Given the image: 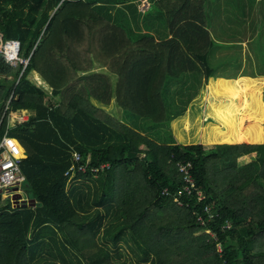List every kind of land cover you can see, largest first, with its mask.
<instances>
[{"label": "trees", "instance_id": "16d2710c", "mask_svg": "<svg viewBox=\"0 0 264 264\" xmlns=\"http://www.w3.org/2000/svg\"><path fill=\"white\" fill-rule=\"evenodd\" d=\"M207 1H153L142 13L134 0H0L3 39L20 43L21 58L33 51L26 66L0 55V135L25 151L31 202L0 193V264H221L218 244L229 264H264V144L163 145L110 110L161 125L166 82H210ZM149 17L169 35L156 39ZM22 111L28 122L10 128ZM74 151L112 168L69 180ZM179 163L195 179L183 207ZM209 206L219 216L203 226Z\"/></svg>", "mask_w": 264, "mask_h": 264}, {"label": "rangeland", "instance_id": "374dc122", "mask_svg": "<svg viewBox=\"0 0 264 264\" xmlns=\"http://www.w3.org/2000/svg\"><path fill=\"white\" fill-rule=\"evenodd\" d=\"M234 1L208 0L206 4L208 17L219 15L223 9L227 18L234 19L237 28L241 30V23L237 20L240 18L234 14L230 15ZM253 28V32L261 33L263 36L261 44L264 46V22L254 24ZM229 34L233 37L236 33L231 32ZM236 57V63L231 66L221 64L214 71V76L209 83L211 84V94L216 98V101L205 103L201 100L186 103V99L173 94L177 90L174 86L179 85L181 81H171L167 87L169 93L166 96L167 123L154 125L141 119H121L127 121L132 129H136L135 131L163 145L200 144L207 149L214 145L228 143L264 144V89L258 88L256 83H251V80H254L252 77L255 75V69L249 65V56L237 55ZM255 57L258 58L259 56ZM259 61L261 65L264 64V56H261ZM236 76H238L237 82L235 81ZM198 77L201 79L202 76ZM38 82L48 90L42 81ZM185 109L188 111L185 112ZM18 114L21 115V113H11V125L15 123L13 118L16 115L19 116ZM120 114L122 116V113ZM20 118L17 123L21 122ZM250 157L249 155L240 158L239 162ZM25 185L26 182L23 181L20 186L22 194H25ZM13 195V193L7 194L5 192L2 194V199L7 202Z\"/></svg>", "mask_w": 264, "mask_h": 264}, {"label": "crops", "instance_id": "0c3cea01", "mask_svg": "<svg viewBox=\"0 0 264 264\" xmlns=\"http://www.w3.org/2000/svg\"><path fill=\"white\" fill-rule=\"evenodd\" d=\"M230 9V5H229ZM221 14V15H220ZM219 15H213L208 20L207 30L211 38L215 42V47L209 53L208 61L213 70H217L219 65L225 64L231 66L236 63L237 55L249 56L248 62L250 67L255 69V75L252 77L251 83H256L257 87L264 89V64L261 60V56H264V46L261 44L263 36L261 33L253 32V25L264 22V0H235L233 7L231 8L230 15H235L240 19H237L241 23V30L237 28V25L231 17L227 18L225 10H221ZM223 15V16H222ZM145 19V18H144ZM152 21V22H151ZM154 19L149 17L148 23H153ZM148 30L158 39V33L161 36L169 35L166 32L165 26H148ZM144 30L148 32V30ZM236 33L235 36H230L229 33ZM229 34V36H228ZM260 41V43H258ZM255 56H259L256 58ZM193 58V57H192ZM181 63L185 65L188 61L187 58L183 59ZM243 63V62H242ZM261 65V66H260ZM220 77V76H219ZM238 76L235 77L237 82ZM171 81H181L179 85H176V91L173 92L175 96L183 97L186 103L203 101L205 103H211L216 101V98L212 96L210 87L211 84L206 79H200L196 74L185 73L178 76V79L170 80L165 83L164 91H161V99L166 102V96L169 93L167 87ZM155 87H158L156 84ZM155 96H149L147 99L154 100ZM262 97V95H261ZM212 108V106H211ZM110 110L118 118H125L127 120L136 119L132 116L126 115L123 111L116 106H111ZM188 110L185 109V112ZM214 113V110L212 111ZM122 113V116H120ZM19 115V114H18ZM19 123H17L19 121ZM30 112L22 111L21 115L13 118V124L9 123V127L13 128L16 125L28 122ZM123 120V119H121ZM136 130V129H135ZM17 140V139H16ZM26 156V155H25ZM24 196V194H22ZM27 200V199H26Z\"/></svg>", "mask_w": 264, "mask_h": 264}, {"label": "built area", "instance_id": "2783aa9c", "mask_svg": "<svg viewBox=\"0 0 264 264\" xmlns=\"http://www.w3.org/2000/svg\"><path fill=\"white\" fill-rule=\"evenodd\" d=\"M153 1L161 0H134L137 4L138 10L142 13L148 12ZM20 53V43L18 41L4 40L2 34H0V55H2L7 62L16 64L18 61L25 63L27 65V60L19 56ZM26 159L25 151L21 144L14 137H11L6 131V133L0 135V193L4 194L20 192L21 183L25 180L24 175L21 171V165L23 160ZM192 165L190 163H179L177 164L178 172L182 175V185L183 189L173 198L174 203L178 207H183V197H191L193 195V190L195 189V179L191 173ZM112 168L110 163H103L100 165H93L90 160V156L84 158L78 152L74 151L71 157V165L64 172V176L69 180L74 178L76 175L81 176H92L98 178L100 174L109 171ZM162 197H171L167 190L161 193ZM198 202L204 201L205 197L202 193L197 194ZM204 213L208 216L205 220L203 215L198 216L197 221L205 226L207 221H211L219 216L217 210L212 206L204 208ZM231 228V224L226 222L224 229ZM214 240L217 237L214 233H210ZM217 251L219 258L222 260L221 264H229L225 258L223 247L218 244Z\"/></svg>", "mask_w": 264, "mask_h": 264}, {"label": "water", "instance_id": "95a60500", "mask_svg": "<svg viewBox=\"0 0 264 264\" xmlns=\"http://www.w3.org/2000/svg\"><path fill=\"white\" fill-rule=\"evenodd\" d=\"M0 34H1V32H0ZM32 54H33V51L31 52V54L27 60V64H28V61H29ZM11 199H12V202L14 203V206H18V205H22V204L30 205V203H31L30 200L27 201L26 199H23V195L19 191H16V193H14V195L12 196Z\"/></svg>", "mask_w": 264, "mask_h": 264}]
</instances>
